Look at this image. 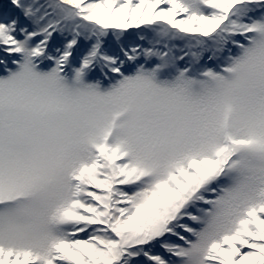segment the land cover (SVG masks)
Here are the masks:
<instances>
[{
    "label": "snow or ice",
    "instance_id": "obj_1",
    "mask_svg": "<svg viewBox=\"0 0 264 264\" xmlns=\"http://www.w3.org/2000/svg\"><path fill=\"white\" fill-rule=\"evenodd\" d=\"M0 264H264V0H0Z\"/></svg>",
    "mask_w": 264,
    "mask_h": 264
},
{
    "label": "rangeland",
    "instance_id": "obj_2",
    "mask_svg": "<svg viewBox=\"0 0 264 264\" xmlns=\"http://www.w3.org/2000/svg\"><path fill=\"white\" fill-rule=\"evenodd\" d=\"M130 31H135V30H130Z\"/></svg>",
    "mask_w": 264,
    "mask_h": 264
}]
</instances>
